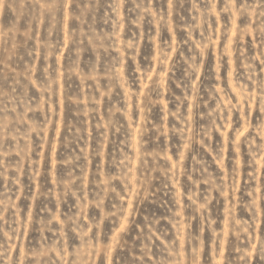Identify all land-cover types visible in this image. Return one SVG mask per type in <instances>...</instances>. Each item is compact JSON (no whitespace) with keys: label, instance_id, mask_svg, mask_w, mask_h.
Masks as SVG:
<instances>
[{"label":"rangeland","instance_id":"374dc122","mask_svg":"<svg viewBox=\"0 0 264 264\" xmlns=\"http://www.w3.org/2000/svg\"><path fill=\"white\" fill-rule=\"evenodd\" d=\"M0 264H264V0H0Z\"/></svg>","mask_w":264,"mask_h":264}]
</instances>
